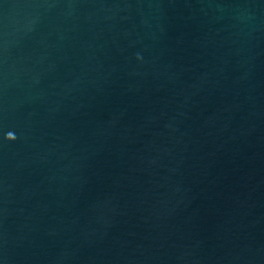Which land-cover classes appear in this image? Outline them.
<instances>
[{
  "label": "water",
  "instance_id": "water-1",
  "mask_svg": "<svg viewBox=\"0 0 264 264\" xmlns=\"http://www.w3.org/2000/svg\"><path fill=\"white\" fill-rule=\"evenodd\" d=\"M0 264H264V0H0Z\"/></svg>",
  "mask_w": 264,
  "mask_h": 264
}]
</instances>
